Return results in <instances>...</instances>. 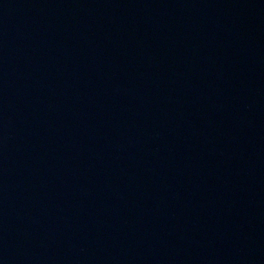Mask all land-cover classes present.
Segmentation results:
<instances>
[{"label": "water", "instance_id": "1", "mask_svg": "<svg viewBox=\"0 0 264 264\" xmlns=\"http://www.w3.org/2000/svg\"><path fill=\"white\" fill-rule=\"evenodd\" d=\"M0 264H264V0H0Z\"/></svg>", "mask_w": 264, "mask_h": 264}]
</instances>
